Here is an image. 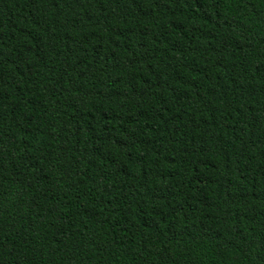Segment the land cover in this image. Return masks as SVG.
Returning a JSON list of instances; mask_svg holds the SVG:
<instances>
[{
    "label": "trees",
    "instance_id": "1",
    "mask_svg": "<svg viewBox=\"0 0 264 264\" xmlns=\"http://www.w3.org/2000/svg\"><path fill=\"white\" fill-rule=\"evenodd\" d=\"M0 264H264V0H0Z\"/></svg>",
    "mask_w": 264,
    "mask_h": 264
}]
</instances>
